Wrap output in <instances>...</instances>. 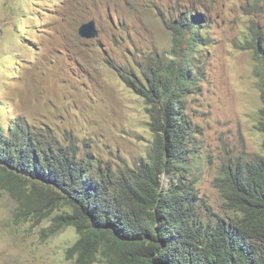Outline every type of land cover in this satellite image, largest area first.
<instances>
[{
	"label": "rangeland",
	"instance_id": "obj_1",
	"mask_svg": "<svg viewBox=\"0 0 264 264\" xmlns=\"http://www.w3.org/2000/svg\"><path fill=\"white\" fill-rule=\"evenodd\" d=\"M189 13L202 27L189 54L181 45L194 82L183 102L196 131L185 181L195 183L206 219L226 216L216 178L237 158L263 154L255 47L264 44V0H0V129L18 123L100 166H137L155 133L149 105L126 78L143 82L174 57V25ZM91 20L99 35L82 38ZM17 205L0 187V264H74L67 249L76 229L51 234V218L18 222Z\"/></svg>",
	"mask_w": 264,
	"mask_h": 264
},
{
	"label": "trees",
	"instance_id": "obj_2",
	"mask_svg": "<svg viewBox=\"0 0 264 264\" xmlns=\"http://www.w3.org/2000/svg\"><path fill=\"white\" fill-rule=\"evenodd\" d=\"M199 18L189 13L175 23L173 58L155 64L143 82L126 78L149 105L155 133L149 156L137 166H100L76 146L18 123L0 129V187L18 204L14 219L51 218V234L75 228L79 237L67 249L74 264H264L258 253L264 249V155L239 159L216 178L229 222L219 214L204 218L195 183L185 181L196 131L183 102L194 82L181 45L186 41L189 54L198 44ZM255 53L264 81V44ZM258 128L264 134V108ZM226 223L244 233L247 252L227 244L210 250L213 227L225 236Z\"/></svg>",
	"mask_w": 264,
	"mask_h": 264
},
{
	"label": "clouds",
	"instance_id": "obj_3",
	"mask_svg": "<svg viewBox=\"0 0 264 264\" xmlns=\"http://www.w3.org/2000/svg\"><path fill=\"white\" fill-rule=\"evenodd\" d=\"M263 141H264V139H263ZM262 147H263V144H262ZM263 155H264V151H263V154L262 155H254L252 157L263 156ZM239 159L246 161V160H248L250 158H248V159L237 158L234 162H232L230 165H228L227 168H229L231 165H233ZM168 180H169V177L168 176L164 178V185L165 186L168 185ZM202 214L204 216V213L203 212H202ZM204 218H206V217L204 216ZM223 218L227 222H229V219L226 216H224V215L223 216H220V218L218 220H221ZM209 219H211V218H209ZM213 219H217V217L216 218H213ZM223 225L224 226H227L226 227L225 236L220 233V231L217 229V227H213V230H212V232L210 234V237H209V239L211 241L210 244H209L210 250L213 253H216L217 250H218V248H219V246H220V244H227L236 253H238V251H241V250H245V252H247L248 251L247 249H248L249 243H248V240L245 237L244 233L242 231L238 230V228L234 224L226 223V224H223ZM262 250L263 251H261L260 249H258L259 256L261 257V260H260L261 262H262V259H264V249H262Z\"/></svg>",
	"mask_w": 264,
	"mask_h": 264
},
{
	"label": "water",
	"instance_id": "obj_4",
	"mask_svg": "<svg viewBox=\"0 0 264 264\" xmlns=\"http://www.w3.org/2000/svg\"><path fill=\"white\" fill-rule=\"evenodd\" d=\"M79 34L82 38L93 39L99 35V29L95 20L83 23L79 27Z\"/></svg>",
	"mask_w": 264,
	"mask_h": 264
}]
</instances>
